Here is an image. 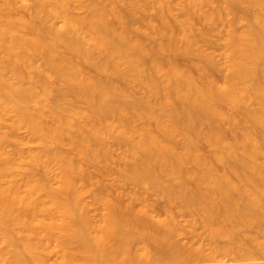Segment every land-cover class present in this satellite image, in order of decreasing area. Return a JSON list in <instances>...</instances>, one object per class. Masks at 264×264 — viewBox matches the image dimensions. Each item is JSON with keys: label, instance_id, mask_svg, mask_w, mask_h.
Instances as JSON below:
<instances>
[{"label": "bare ground", "instance_id": "bare-ground-1", "mask_svg": "<svg viewBox=\"0 0 264 264\" xmlns=\"http://www.w3.org/2000/svg\"><path fill=\"white\" fill-rule=\"evenodd\" d=\"M208 1L188 0L186 16L211 20L204 10ZM237 4L252 7L253 26L229 31L220 83L210 77L211 58L203 56L206 66L198 67L197 75L170 59L173 52L195 53L196 39L167 0H0V109L6 105L3 110L14 112L36 140L54 143L34 160L46 170L57 166L60 180L55 194L45 182L31 179L26 195L12 193L3 204L0 198V215H14L13 224L22 229L30 230L39 214L46 219L41 241L24 244L10 264L41 262L34 253L56 237L55 231L64 261L79 254L84 264L142 262L143 255H154L147 241L163 250L153 262L196 254L223 264L216 255L233 253L243 229L264 232V142L255 134L264 130V0H227L225 12ZM145 8L159 11L164 26L145 22L164 38L152 45L137 25L136 15ZM37 55L40 69L33 60ZM137 87L144 89L142 95ZM200 142L213 147L212 161L202 157ZM115 147L125 151L120 181L163 195L168 211L176 202L179 210L199 215L212 252L183 250L175 239L181 228L171 217L157 220L152 209H144L146 220L137 218L139 193L129 199L132 208L103 190L95 192L93 201L103 202L106 212L102 225L93 222L82 200L91 177L81 161L105 170ZM16 202L26 207L24 213H11ZM222 238L229 242L221 246ZM255 241L264 257V242ZM257 257L248 249L241 254L250 264H264L255 263Z\"/></svg>", "mask_w": 264, "mask_h": 264}, {"label": "rangeland", "instance_id": "rangeland-1", "mask_svg": "<svg viewBox=\"0 0 264 264\" xmlns=\"http://www.w3.org/2000/svg\"><path fill=\"white\" fill-rule=\"evenodd\" d=\"M143 1L151 2L153 0ZM167 1L172 5L175 17H178L182 20H187L189 22V24L192 26L190 36L196 39L194 51L195 53L187 56L181 55L178 52H173L169 56L170 59L174 63L178 64L181 68L188 69L192 73L197 75V68L206 66V58L204 57L211 58L215 66L212 68V70H210V77L215 81L222 83L225 79V68L228 62L226 57L228 39L227 35L231 28L235 29L238 32H241L253 26L251 13H253L254 10L252 9V7L250 9V7H248L249 5L246 4L228 5L229 11L228 13H226L225 4L227 0H209L206 3L205 9L203 6V9L206 10L212 17V19L209 20L203 17L202 14L197 13L195 15L186 16L184 5L188 3V0ZM24 10L25 9L23 8L21 13H25L26 10ZM78 12L82 13V10H78L77 13ZM159 15V11H155L149 8H145L143 11L138 12L136 15L138 19L137 25L141 28H145L146 31L145 36L142 35L141 38L148 45H152L158 41L164 40V38H162L157 31H154L150 27H146L145 25L146 21H151L157 26L158 29L164 28ZM58 19L59 18H57L55 22H57V24H61V20ZM116 26L119 25L116 23ZM23 33H27V31ZM33 60H35L34 62L39 69L43 67V60L40 56H33ZM85 65L86 64H84V67L86 68L87 65ZM134 90L136 93H138V95H142L144 93V89L141 87L134 88ZM82 104L83 103L81 102L79 103L80 107L85 106L84 104ZM3 106L4 107L2 108V110L0 109V138L3 140L1 146L3 157L0 158V198H3L2 204L4 200H11L12 193L26 195V193L28 192V182L31 179L35 182H45L49 185L52 193H57L60 186V180L57 176V173L59 171L57 166L51 165L50 169L46 170L42 163L34 160V156L36 155L44 156L43 148L45 145L55 146L54 143H41L40 141L36 140V136L29 132V130L21 122L18 116L15 115L14 112L3 110L6 105ZM249 106H251V104H249ZM253 107L256 106L253 105ZM235 115L236 118L240 120L242 119L241 112L236 113ZM244 127L251 130L253 129L250 124H245ZM255 134L259 141L264 142L262 138V136L264 135V130L255 131ZM104 145L110 149L112 147L111 140L106 139L104 141ZM61 148L71 157H75V153L72 152V150L68 146H62ZM199 151L202 157L206 159V161L210 162L213 160L212 158L214 149L206 142H200ZM112 154L113 158L111 160V163L105 170L100 169V165L92 166L81 161L87 174H89L91 177V180L88 181L85 186H83L84 191L82 192V200L84 202V205H86V211L89 212L88 214H90L91 219L93 218V222L102 225L100 224V222L103 223L102 219L106 212V210H103V202H100L102 203V206L101 204L95 203L97 201H93L95 192L103 190L108 194L109 197H111V199H116L119 202L123 203V205H126L128 203L132 208L133 206L131 205L129 199L139 193L143 195V198L140 201L141 203L137 202L134 205V210L137 212L138 209L139 213H136L137 218L141 217L140 219L144 221L146 220L143 213L144 209H152L150 212L154 217L156 216L157 220H160L165 216L171 217L181 228V232L176 236L175 239L179 242V245L182 244V246H180L183 250H190L191 247V251H194L196 247L197 249L198 247H201L198 249V251L204 249L206 252H212L211 238L206 231L204 221H202V218L199 215L195 213L192 214L191 212L189 213L188 211L186 212L185 210H181V208L179 210L177 208L179 207V203L177 204L176 202L175 203L178 206L176 205V207L174 203L173 206L175 207L172 206L171 208H169L172 210V212L168 211V203L166 202V198L163 195L155 194L152 192L149 193L144 189L143 186H138L133 182L120 181V157L125 155V151L122 148L115 147V150L113 148ZM261 162L264 163V158L262 157ZM102 166L103 165H101V167ZM144 199L145 201L143 203L142 201ZM141 205L142 207H140ZM11 209H13L11 213L16 214L17 212H23L26 207L23 204L16 202L14 205H12ZM7 211L9 212L10 208H8ZM2 215L3 216L0 215V264H10V261L14 259L16 253L24 250V244H35L41 241V238L44 234L42 224L44 221H46V219L41 214H39L30 222L31 229L25 230L22 229L23 227L21 225L20 227L13 224L12 218L14 215ZM150 224L152 223L150 222ZM55 236L59 237L60 232L55 231ZM241 236L242 242L234 245L235 250L233 253H222L217 255L215 254L216 260L219 259L223 264H250V261L241 258V254L243 253V251L248 249L258 255L257 259H255V263H263L264 257L259 256V248L257 247L255 239L263 243L264 232H261L257 227H250L243 229ZM56 237L45 240L43 242V246L40 249H37L34 253L39 259H41V262H30L27 264H84V259L79 254H74L75 259L71 262L64 261L63 254L66 251L64 248L58 246L59 243L56 240ZM12 242H15V245H13ZM147 242L150 247L149 249H151L152 254H154L153 257L161 253L163 254V250L160 251L158 245H154V242L151 241ZM228 242V240L223 238L218 240V243L221 246L227 244ZM153 246H155L156 248ZM185 246L188 248H186ZM68 251L73 252L71 248L68 249ZM142 257V262L141 260L135 263L120 261L117 264L218 263L208 260L204 255L198 256L196 254H190L175 261L171 258L170 260H168L169 258H162L159 261L155 260L157 263L155 261H152L151 258L153 257L151 256L149 257L147 255H143Z\"/></svg>", "mask_w": 264, "mask_h": 264}]
</instances>
